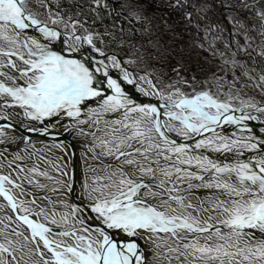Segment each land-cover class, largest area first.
Returning a JSON list of instances; mask_svg holds the SVG:
<instances>
[{
    "label": "snow or ice",
    "instance_id": "6c2138e0",
    "mask_svg": "<svg viewBox=\"0 0 264 264\" xmlns=\"http://www.w3.org/2000/svg\"><path fill=\"white\" fill-rule=\"evenodd\" d=\"M0 121V264H264V0H0Z\"/></svg>",
    "mask_w": 264,
    "mask_h": 264
},
{
    "label": "bare ground",
    "instance_id": "6f19581e",
    "mask_svg": "<svg viewBox=\"0 0 264 264\" xmlns=\"http://www.w3.org/2000/svg\"><path fill=\"white\" fill-rule=\"evenodd\" d=\"M0 122H2V121H0ZM30 135H31L34 139L40 141L41 143H46V142L50 141V139H51V138L46 137V136H44L43 134H39V133H30ZM59 139H63V136L59 137ZM40 146H41V144L38 143V144H37V149H38V150L40 149ZM49 146H50V145H49ZM54 154H55V151H54ZM76 156H77V158L79 157V152H78V151H77V153H76ZM0 218H2V217H0Z\"/></svg>",
    "mask_w": 264,
    "mask_h": 264
}]
</instances>
